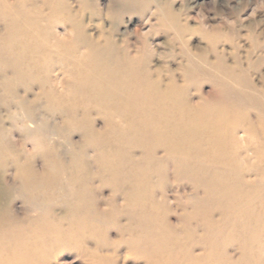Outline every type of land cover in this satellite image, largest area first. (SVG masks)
Segmentation results:
<instances>
[{"label":"rangeland","instance_id":"1","mask_svg":"<svg viewBox=\"0 0 264 264\" xmlns=\"http://www.w3.org/2000/svg\"><path fill=\"white\" fill-rule=\"evenodd\" d=\"M0 50V264H264V0H0Z\"/></svg>","mask_w":264,"mask_h":264},{"label":"bare ground","instance_id":"2","mask_svg":"<svg viewBox=\"0 0 264 264\" xmlns=\"http://www.w3.org/2000/svg\"><path fill=\"white\" fill-rule=\"evenodd\" d=\"M95 52L96 53H94V54H97V53L105 54V52L100 51V50H96ZM1 53H2V51L0 50V55H1ZM112 66H113L112 59L105 60L103 62V65L99 64L98 68L103 70V72L101 73V76L104 79L103 80L102 78H100V80H101V82H104V85H102V86L105 87L106 89L105 90L102 89L103 91L98 93V94L107 95V97H108L109 93H112L113 95H109V98L113 99L114 101H117V102L120 101V103H122V101H125L126 99H127V101H135V100L144 101L145 105H146V109L149 112L152 104H150L147 99H143L144 97L142 96L141 92L132 91V85L124 79L122 71L114 70V69H112ZM109 86L112 88V90L107 91ZM134 86H139V85H134ZM130 91H132V92H130ZM128 92H129V94H133V95L129 96ZM168 128L170 129L171 133H173V136H174L175 126L174 127H168ZM160 133L162 134L163 130H161V129L157 130L153 134H160ZM42 135L44 136L43 133H42ZM177 141H178V144H180V146L183 148L185 147L184 146L185 143H187V141L184 137L182 139H177ZM0 148H3V143L1 140H0ZM186 154H187V152L183 153V155H186ZM44 178L45 177H43V176L39 177L37 175H33V173H32L31 177H30V175L27 177V183L24 185V187H22L23 189H21V190L23 191V190L34 189L35 191H39L41 186L43 185V182L45 181ZM201 180L204 181V179H201ZM203 181H202V183H203ZM12 192H13V190H10L9 196H12ZM213 192L214 191H211L210 195L211 194L213 195ZM32 207L34 210L38 209L37 204H35L34 202L32 204ZM154 231H157V230H154ZM6 233H7L6 231H5V233H2L3 234L2 236L5 235V239L7 238ZM7 241L8 240H6L5 242H7Z\"/></svg>","mask_w":264,"mask_h":264}]
</instances>
